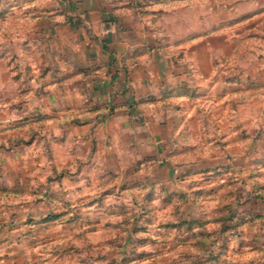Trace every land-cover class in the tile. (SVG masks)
<instances>
[{"label": "rangeland", "instance_id": "1", "mask_svg": "<svg viewBox=\"0 0 264 264\" xmlns=\"http://www.w3.org/2000/svg\"><path fill=\"white\" fill-rule=\"evenodd\" d=\"M7 3L0 264H264V0L162 3L157 20L174 33L218 28L196 56L202 96L170 116L168 161L151 158L143 129L136 144L114 141L87 74L67 78L66 52H52L48 23L38 48L20 49Z\"/></svg>", "mask_w": 264, "mask_h": 264}, {"label": "crops", "instance_id": "2", "mask_svg": "<svg viewBox=\"0 0 264 264\" xmlns=\"http://www.w3.org/2000/svg\"><path fill=\"white\" fill-rule=\"evenodd\" d=\"M126 1L0 0V3L8 2L6 13L19 21L10 31L18 35L20 49L28 48L27 40L38 48L44 22L48 23L55 41L52 52L57 57L60 51L66 52L67 78L76 70L87 74L90 91L104 104L105 117L100 123L114 131L116 143L123 140L122 133H130L131 143H138L143 129L147 146L153 148L151 158L162 156L168 161L171 155H178L170 149L176 145L170 116L181 115V103L189 106L202 96L198 72L202 61L196 58L202 36H212L218 28L215 24L214 29L195 27L177 34L161 25V18L157 20L166 0L135 4ZM187 52H192L195 58ZM57 62L52 60V66H57ZM230 79L227 76L222 81L228 84ZM59 80L54 76L50 82L56 84ZM72 92L82 96L75 88Z\"/></svg>", "mask_w": 264, "mask_h": 264}, {"label": "built area", "instance_id": "3", "mask_svg": "<svg viewBox=\"0 0 264 264\" xmlns=\"http://www.w3.org/2000/svg\"><path fill=\"white\" fill-rule=\"evenodd\" d=\"M127 1L130 2V3L135 4V3H139V2H145V1H148V0H127Z\"/></svg>", "mask_w": 264, "mask_h": 264}, {"label": "trees", "instance_id": "4", "mask_svg": "<svg viewBox=\"0 0 264 264\" xmlns=\"http://www.w3.org/2000/svg\"><path fill=\"white\" fill-rule=\"evenodd\" d=\"M230 81L232 82V81H234V79L231 78ZM194 221H195V220H193V221H191V222L194 223Z\"/></svg>", "mask_w": 264, "mask_h": 264}]
</instances>
